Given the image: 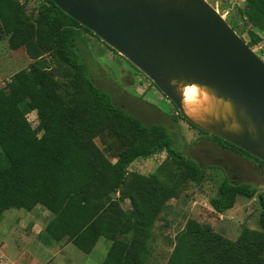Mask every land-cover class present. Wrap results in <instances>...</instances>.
Segmentation results:
<instances>
[{
	"label": "trees",
	"instance_id": "1",
	"mask_svg": "<svg viewBox=\"0 0 264 264\" xmlns=\"http://www.w3.org/2000/svg\"><path fill=\"white\" fill-rule=\"evenodd\" d=\"M43 1L46 6L40 9L39 27L34 29L15 0H0V38L9 37L10 49L24 48L33 61L0 88V214L41 206L52 214L44 231L46 241L66 240L90 254L104 238L111 247L102 264H147L152 229L166 204L177 198L184 185H201L208 170L174 148L166 127L145 126L114 104L111 95L89 75L78 47L83 31L95 35L51 0ZM247 6L249 21L264 28V0H248ZM46 53L68 68L64 74L67 88L63 86L69 97L67 105L53 97L41 58ZM32 112L37 113L36 128L28 120ZM40 132L44 133L41 139ZM107 133L118 139L116 145L121 149L114 156L115 163L94 143ZM162 152L174 167L167 181L129 172L136 160ZM240 197L258 198L259 230L242 227L238 239L231 241L213 232L210 225L190 220L177 234L167 264H264V192L224 179L211 199V209L222 215ZM126 201L127 210L122 206Z\"/></svg>",
	"mask_w": 264,
	"mask_h": 264
},
{
	"label": "rangeland",
	"instance_id": "2",
	"mask_svg": "<svg viewBox=\"0 0 264 264\" xmlns=\"http://www.w3.org/2000/svg\"><path fill=\"white\" fill-rule=\"evenodd\" d=\"M15 1L22 7L21 13L28 26L38 28L39 11L46 3L43 0ZM206 1L264 62V28L261 25L254 26L249 21L246 14L248 0ZM253 36L260 39L259 43L253 42ZM82 38L83 41H78V47L88 73L101 90L111 95L114 104L138 117L145 126L166 127L174 148L208 170L207 177L201 185L192 182L184 185L177 198L166 204L159 221L152 229L147 264H167L177 234L185 229L190 220L210 225L213 232L231 241L238 239L242 227L259 230L261 206L257 197L250 200L238 198L235 206L222 215L211 209L210 202L216 196L218 187L224 179L236 184H250L257 187L259 192H264V166L248 156L235 153L237 152L235 149L233 152L232 147L217 141L212 134H202L190 127L181 120L180 112L172 102L126 58L99 38L84 31ZM10 50L9 37L0 38V67L3 70L0 75V88H3L13 75L24 70L26 65V61L14 57L9 59ZM41 58L53 85L54 99L60 104L67 105L69 97L63 86L65 88L68 84V79L64 77L68 68L53 54L46 53ZM28 120L36 128L38 125L36 112L30 113ZM43 137L44 133L40 132L39 138ZM94 143L107 159L116 162L114 156L121 150L116 145L118 139L107 133L104 137L94 139ZM171 162L168 155L162 152L149 159L136 160L130 166L129 172L144 176L157 175L167 181L169 174L174 170ZM128 205L129 202L126 201L122 206L127 210ZM21 217H24L27 223L31 220V215L27 211L19 209H12L0 215L2 232L5 234ZM45 238L43 234L42 239ZM35 247H31L33 252L31 256H22L18 259L11 249L2 251L4 255L8 252L2 264H102L109 251L110 242L104 238L100 239L90 254L83 253L73 244L64 248L57 245L54 248L55 253H51V250L50 253L36 251Z\"/></svg>",
	"mask_w": 264,
	"mask_h": 264
},
{
	"label": "water",
	"instance_id": "3",
	"mask_svg": "<svg viewBox=\"0 0 264 264\" xmlns=\"http://www.w3.org/2000/svg\"><path fill=\"white\" fill-rule=\"evenodd\" d=\"M145 74L189 122L264 163V62L206 0H51ZM218 101L207 127L180 87Z\"/></svg>",
	"mask_w": 264,
	"mask_h": 264
},
{
	"label": "crops",
	"instance_id": "4",
	"mask_svg": "<svg viewBox=\"0 0 264 264\" xmlns=\"http://www.w3.org/2000/svg\"><path fill=\"white\" fill-rule=\"evenodd\" d=\"M10 51L11 53L9 55V59L14 57L15 59L17 58L21 61L22 60L26 61V65L24 69H27L30 66V64L33 62L27 55L24 48H21L16 51L14 50H10ZM2 71L3 70L0 67V75ZM10 80L11 79H8L7 82H9ZM27 212L31 215V220H29L30 221L29 223L25 221L24 217H21L19 219V222H16L14 225L10 226V228H8L5 234L2 232V226L0 225V239H2L0 242V264H2V261L6 259V254L8 253L7 252L4 255L2 251H9V249H11L13 254H15L16 258L18 259L22 256H31V253H33L31 251L32 246H36L35 247L36 251L50 253L49 250H51L52 251L51 253H55L54 248L57 245H60L63 248L72 245L66 240L56 243V242L46 241V239H42L45 228L52 219L51 214H49V212L46 209H44L41 206H37L32 211H27ZM1 222H2V218H0V223ZM110 247H111V242H110Z\"/></svg>",
	"mask_w": 264,
	"mask_h": 264
},
{
	"label": "bare ground",
	"instance_id": "5",
	"mask_svg": "<svg viewBox=\"0 0 264 264\" xmlns=\"http://www.w3.org/2000/svg\"><path fill=\"white\" fill-rule=\"evenodd\" d=\"M185 114L194 122L207 127L208 118L217 117L218 101L210 96L205 89L196 85L180 87Z\"/></svg>",
	"mask_w": 264,
	"mask_h": 264
}]
</instances>
